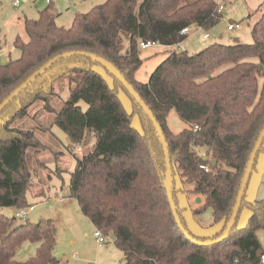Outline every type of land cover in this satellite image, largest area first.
<instances>
[{
	"label": "trees",
	"instance_id": "1",
	"mask_svg": "<svg viewBox=\"0 0 264 264\" xmlns=\"http://www.w3.org/2000/svg\"><path fill=\"white\" fill-rule=\"evenodd\" d=\"M218 1L224 0H105L87 12H75L71 24L62 26L50 0L36 18H22L26 39L17 35L13 43L19 56L0 63V102L57 54L87 51L105 58L131 84L162 129L173 199L183 226L187 229L176 194L190 192L204 201L195 212L211 207L219 229L208 237L188 232L198 240L213 239L231 215L245 164L264 125V12L250 29V43L213 42L190 54L172 49L147 80L141 81L136 72L143 61L140 41L176 46L187 37L181 34L184 27H214L222 16ZM64 78L71 84L68 97L58 111L51 109L54 116L47 127L35 117V126L18 122L33 117L28 113L33 104L47 105L54 85ZM80 102L86 104L84 110ZM172 109L186 124L176 133L167 125ZM133 115L140 130L131 124ZM52 125L70 139L65 147L74 157L70 196L96 229L112 233L125 264H262L256 231L264 230V198L247 201L246 187L226 238L208 245L188 240L168 202L164 154L152 121L114 73L85 55L51 64L0 111V208L31 207L26 191L35 170L29 159L37 163L45 149L53 150L55 157L63 153L55 149L59 144ZM36 126L52 145L37 136ZM80 146L86 149L77 155ZM261 152L264 139L251 173ZM188 184L192 187L187 189ZM243 207L249 214L239 226ZM14 222L15 217L0 213V264H61L53 252L52 220L17 226ZM27 242L37 243L35 253L18 260L16 253Z\"/></svg>",
	"mask_w": 264,
	"mask_h": 264
},
{
	"label": "rangeland",
	"instance_id": "2",
	"mask_svg": "<svg viewBox=\"0 0 264 264\" xmlns=\"http://www.w3.org/2000/svg\"><path fill=\"white\" fill-rule=\"evenodd\" d=\"M13 1H0V39L3 46L0 50V63L8 62L9 59H15L19 56V50L14 47L13 43L17 35L26 39L22 18H36L38 12L49 4L46 0H18V4L14 6ZM104 1L51 0L50 5L56 14L57 24L68 26L72 22L75 12H87ZM221 3L223 4L222 16L218 23L208 30L191 27L180 46L155 44L140 48V57L143 61L136 72L137 78L143 77L147 80L151 72L172 49H183L190 54L200 51L213 42L231 43L236 39L243 43H250L252 41L250 29L261 13L264 12V0H224ZM229 22L240 23L241 28L230 31L227 29ZM206 32L209 37L203 39L202 35ZM261 81L262 79H259V84ZM70 85L69 80L65 78L56 83L54 85L55 93L50 97L48 104L44 105L41 101L33 104L28 109L29 117H33H25L18 122L23 121L27 125H34L35 121L39 120L43 126L47 127L54 116L51 109H55V112L60 109L68 97ZM119 96L125 108L129 109L126 96L122 92ZM80 105L83 110L86 108L84 102H80ZM34 117L37 120H34ZM131 124L140 130L138 119L134 115L131 117ZM167 125L175 133L186 127L185 122L179 118L173 109L167 115ZM50 130L58 140L59 146L55 149L61 150L63 153L55 157L53 150H42L38 156L42 159H38L39 161L37 160L35 163L34 159H29L31 150H28L29 165H32L33 167H30L35 170L30 188L26 191L27 203L31 204L32 209L27 212L24 218L15 217L17 210L15 206L2 207L0 213L9 218L15 217V226L26 221L34 223L41 219H52L56 228V244L53 252L61 264H125L122 254L114 245L112 233L105 235V242L99 244L93 236L96 228L81 213L76 199L70 196L68 180L69 172L74 166V157L65 150V147L70 144V139L65 132L55 125H52ZM35 132L43 141L49 142L46 136L41 135L43 132L38 126L35 127ZM86 142L88 144L89 139ZM51 143L53 142L50 141L48 144L52 145ZM85 149L86 147L80 146L79 149H75V152L80 155ZM185 187L188 189L192 185L188 184ZM176 197L183 221L191 233L196 236L208 237L219 229V225L213 221L211 207L195 212V209L204 202L201 197L194 196L190 192H179ZM248 214V209L243 207L239 213L237 225H243ZM256 235L264 252V230L258 229ZM24 246L22 253H16L18 260H26L33 256L37 243L27 242Z\"/></svg>",
	"mask_w": 264,
	"mask_h": 264
},
{
	"label": "water",
	"instance_id": "3",
	"mask_svg": "<svg viewBox=\"0 0 264 264\" xmlns=\"http://www.w3.org/2000/svg\"><path fill=\"white\" fill-rule=\"evenodd\" d=\"M85 55L87 57L92 58L93 60L99 62L101 65H103L104 67H106L108 70H110L112 73L115 74V76L118 78V80L121 82V84L125 87V89L129 92V94L136 100V102L141 106L143 112L149 117V119L152 121V124L158 134L159 137V141L162 145V150H163V154H164V161H165V176H166V183H165V188H166V194H167V198H168V202L172 211V214L174 216L175 222L178 226V228L180 229V231L183 233V235L190 241L197 243V244H201V245H208V244H212L218 241H221L222 239L226 238L227 235L229 234L237 213H238V209L242 200V196L245 192V189L247 187L248 181H249V177L252 171V167L254 165V161L258 152V149L260 148L263 139H264V125L262 126L261 130L259 131V134L255 140V143L251 149V152L249 154L248 160L245 164V168H244V172L243 175L241 177L240 180V184H239V188L236 194V198H235V202L232 208V212L231 215L225 225L224 230L222 231V233L213 238V239H206V240H198L196 238H193L192 235L188 232V230L183 226L180 216L177 212L176 209V204L174 202L173 199V193H172V170H171V164H170V159H169V153H168V148H167V144L162 132V129L159 125V123L156 121V119L154 118L152 112L150 111V109L147 107V105L144 103V101L140 98V96L138 95V93L134 90V88L131 86V84L123 77V75L120 73V71L118 69H116L114 67V65L109 62L108 60H106L105 58L98 56L94 53L91 52H87V51H66L60 54H57L53 57H51L50 59H48L45 63H43L41 66H39L36 70H34L33 72H31L17 87H15L5 98H3V100L0 102V111L14 98L17 96V94L25 89L33 80L34 78L42 73L46 68H48L51 64L55 63L56 61L71 56V55ZM262 68V66H260V69ZM205 159V158H204ZM212 164H215V160L213 159ZM199 200V199H198ZM22 252V248H20L17 253H21Z\"/></svg>",
	"mask_w": 264,
	"mask_h": 264
},
{
	"label": "crops",
	"instance_id": "4",
	"mask_svg": "<svg viewBox=\"0 0 264 264\" xmlns=\"http://www.w3.org/2000/svg\"><path fill=\"white\" fill-rule=\"evenodd\" d=\"M202 38H203V35H202ZM203 39H206V38H203ZM140 80L145 81V79L143 77L140 78ZM260 198H264V152L259 153V155L257 157L255 170L251 173V175L249 177V181H248L247 189H246V200L247 201H252L254 199H260ZM50 220H52V219H50ZM52 222L54 223L53 220H52ZM24 248H25V246H23L22 252L24 251ZM120 253L122 254V259H124L122 251H120Z\"/></svg>",
	"mask_w": 264,
	"mask_h": 264
},
{
	"label": "built area",
	"instance_id": "5",
	"mask_svg": "<svg viewBox=\"0 0 264 264\" xmlns=\"http://www.w3.org/2000/svg\"><path fill=\"white\" fill-rule=\"evenodd\" d=\"M47 2H49L50 0H46ZM18 4V0H14L13 1V5H17ZM223 8V4L218 1V10H222ZM191 27H196V29H201L200 27L196 26V25H193V26H190V27H184L182 30H181V34H188L189 31H190V28ZM241 28V25L240 23H237V22H229L228 25H227V29L230 30V31H233V30H236V29H240ZM209 37V34L206 32L203 34V38H208ZM140 47L141 48H146L148 46H151V45H155L154 42L152 41H140L139 43ZM180 44L176 45L177 47L179 46ZM200 167L204 168V170L208 171L209 170V167L206 166V165H201ZM32 209V206L29 207L28 209H18L16 210L15 212V217L17 218H24L26 215H27V212ZM96 241L99 243V244H102L105 242L106 238H105V234H103L99 229H96L93 233ZM261 261H262V264H264V256H261Z\"/></svg>",
	"mask_w": 264,
	"mask_h": 264
}]
</instances>
